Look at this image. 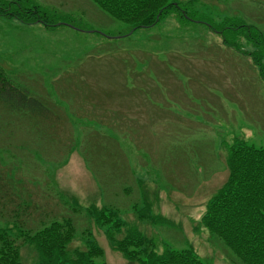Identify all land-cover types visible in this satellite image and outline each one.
Listing matches in <instances>:
<instances>
[{
  "label": "rangeland",
  "instance_id": "374dc122",
  "mask_svg": "<svg viewBox=\"0 0 264 264\" xmlns=\"http://www.w3.org/2000/svg\"><path fill=\"white\" fill-rule=\"evenodd\" d=\"M35 1L50 20L64 19L90 34L82 37L67 28L25 30L15 21H0L1 69L15 86L37 93L70 123L57 127L19 118L0 103V175L13 197L27 206L20 222L40 229L70 218L78 231L72 249H83L79 234L88 230L102 250L100 261L129 264L83 212L111 207L126 229L155 241L158 254L167 246L190 250L204 264H233L201 219L226 180L228 146L244 140L264 149V80L252 66L246 68V58H236L238 66L215 60L221 51L216 52L217 35L208 25L245 24L264 37V0H177L188 17L208 25L173 14L154 28L109 44L100 37H123L128 27L91 0ZM225 37L239 36L226 32ZM141 49L161 52L147 76L137 70L144 58L129 54ZM91 54L109 55L87 64ZM132 68L137 78L146 76L134 79L141 87L137 94L124 89L135 87ZM163 68L172 74L165 76ZM96 122L104 125L98 138L89 134V125ZM70 135L74 144L67 154ZM143 206L165 222L140 220L136 210ZM0 213L10 219L1 205ZM22 245L21 264H36L34 248Z\"/></svg>",
  "mask_w": 264,
  "mask_h": 264
},
{
  "label": "trees",
  "instance_id": "16d2710c",
  "mask_svg": "<svg viewBox=\"0 0 264 264\" xmlns=\"http://www.w3.org/2000/svg\"><path fill=\"white\" fill-rule=\"evenodd\" d=\"M91 1L131 30L150 28L170 14H176L180 19L187 16L177 0ZM46 16L44 10L31 0H0L1 18L15 19L26 25H54ZM211 28L222 31L224 35L225 32L242 35L255 48L249 56L264 80V37L256 28L226 23ZM237 38L223 37V45L228 49L234 48L237 43L231 41ZM0 103L13 110L19 118L31 115L48 119L49 113L44 110L40 99L30 97L25 90L15 86L1 68ZM226 169V180L207 202L201 224L232 255L233 264H264V149L235 140L227 148ZM4 177L0 175V205L1 210L10 213V219L0 213V264H21L19 250L22 244L34 248L38 257L36 264H105L100 261L102 250L88 230L80 233L83 249H72L77 233L70 218L52 221L39 230L26 229L20 221L27 216L23 212L27 207L13 197ZM84 213L103 229L110 247L129 264H204L190 250L177 251L165 246L158 254L155 241L135 228L126 229L116 210L91 206ZM136 213L140 220L153 224L165 222L150 215L145 206ZM122 230H125L124 236L117 238Z\"/></svg>",
  "mask_w": 264,
  "mask_h": 264
},
{
  "label": "crops",
  "instance_id": "0c3cea01",
  "mask_svg": "<svg viewBox=\"0 0 264 264\" xmlns=\"http://www.w3.org/2000/svg\"><path fill=\"white\" fill-rule=\"evenodd\" d=\"M133 54H134V55H137V54H138L139 56L142 57V59L144 58V59H145V64H146V65H150V67H151V65H153V64H152V61H153V60H151V61L148 60V58H150L149 55H147V54L144 55L142 52H134ZM149 72H150V69H149ZM164 74H165V73H164ZM166 75H167V74H165V76H166ZM150 76H151V75H150ZM132 78H133V80L135 79V80L137 81V80H142V79L145 78V77L140 76L139 78H137V76H134V77H131L130 79H132ZM135 80H134V83H132V85H134L136 88L133 87V86H130V87H129L130 84L124 86V89L127 90V93H130V92L134 91V89H136V94H137L138 90L141 89V87H140V88L137 87V85H136L137 82H136ZM135 82H136V83H135ZM148 83H151V82H148ZM151 84H152V86H154L153 83H151ZM144 90L147 91V88H144ZM155 90H156V89H151L152 92H153V91L155 92ZM157 94H158V93H157ZM138 104H140V102H139ZM136 108H137V106H136ZM166 114H167V113H166ZM170 117H173V115H170ZM150 118H151V116H150Z\"/></svg>",
  "mask_w": 264,
  "mask_h": 264
}]
</instances>
